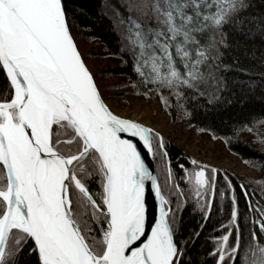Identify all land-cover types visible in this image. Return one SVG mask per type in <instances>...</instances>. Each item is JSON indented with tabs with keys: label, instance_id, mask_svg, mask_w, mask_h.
<instances>
[{
	"label": "snow or ice",
	"instance_id": "obj_1",
	"mask_svg": "<svg viewBox=\"0 0 264 264\" xmlns=\"http://www.w3.org/2000/svg\"><path fill=\"white\" fill-rule=\"evenodd\" d=\"M249 7L124 0L114 23L132 87L165 106L164 90L177 102L219 100L226 29L264 36V16L244 15ZM219 175L196 160L174 168L157 131L112 110L62 0H0V264H186L190 199L204 221L227 212L215 264H264V190Z\"/></svg>",
	"mask_w": 264,
	"mask_h": 264
},
{
	"label": "trees",
	"instance_id": "obj_2",
	"mask_svg": "<svg viewBox=\"0 0 264 264\" xmlns=\"http://www.w3.org/2000/svg\"><path fill=\"white\" fill-rule=\"evenodd\" d=\"M62 2L76 43L91 45L93 49H97L83 53V59H106L114 62V66L100 68L93 74L106 100H115L120 107H124L127 98L142 99L151 107L158 106L173 126L193 129L204 133L212 141L223 142L225 150L251 169L256 178L217 169L220 184L223 185L224 174L227 173L238 185L245 183L257 192L264 190V36H246L239 31L226 29L229 46L220 49L221 64L224 66L220 75L225 78L228 87L219 93V100L209 103L207 94L193 98L192 93H185L177 102L175 95L164 90L163 95L168 97V106H165L159 92L153 90L152 94L144 95L142 89L132 87V82L137 77L130 64L125 63L131 57L121 53L123 45L114 23V9L120 8L124 0ZM246 2L250 7L245 10L244 15L264 16V0ZM250 137L255 146L248 143L247 139ZM164 140L172 159L181 155L189 157L170 141ZM154 164L155 168L160 167L155 161ZM178 175L183 174L178 172ZM181 187L187 191L189 186L181 183ZM180 222L179 238L188 240L191 237L184 257L186 264H215L209 253L214 248L215 239L223 234L221 226L228 222L227 212H216L211 220L204 221L190 199L180 216ZM196 232H200L198 238L195 236Z\"/></svg>",
	"mask_w": 264,
	"mask_h": 264
},
{
	"label": "rangeland",
	"instance_id": "obj_3",
	"mask_svg": "<svg viewBox=\"0 0 264 264\" xmlns=\"http://www.w3.org/2000/svg\"><path fill=\"white\" fill-rule=\"evenodd\" d=\"M73 37L74 34H72ZM81 54L93 49L91 45H82L76 43ZM87 67L92 74L100 68L107 66H114L111 60H84ZM112 110L121 112L123 117H130L144 125L152 127L164 139L170 141L173 145L178 147L182 152L188 155L199 164L207 167L226 170L239 176L249 178H256V174L242 164V162L235 156L230 155L221 141H212L207 135L201 132H196L193 129H182L173 126L169 119L163 114L158 106L151 107L142 99L127 98L124 107H120L115 100H106ZM248 143H252V138L247 139Z\"/></svg>",
	"mask_w": 264,
	"mask_h": 264
},
{
	"label": "flooded vegetation",
	"instance_id": "obj_4",
	"mask_svg": "<svg viewBox=\"0 0 264 264\" xmlns=\"http://www.w3.org/2000/svg\"><path fill=\"white\" fill-rule=\"evenodd\" d=\"M191 160H193V159L190 158V157L181 155L177 159H173V167L175 168L177 161L181 162V163L185 162V164H188V162L191 161ZM177 171H178V169H177Z\"/></svg>",
	"mask_w": 264,
	"mask_h": 264
},
{
	"label": "water",
	"instance_id": "obj_5",
	"mask_svg": "<svg viewBox=\"0 0 264 264\" xmlns=\"http://www.w3.org/2000/svg\"><path fill=\"white\" fill-rule=\"evenodd\" d=\"M71 31V30H70ZM72 33V32H71ZM75 40V39H74ZM76 42V41H75ZM79 50V49H78ZM83 58V57H82ZM87 66V65H86ZM146 126V125H145ZM152 167L155 168V164H154V161L152 163Z\"/></svg>",
	"mask_w": 264,
	"mask_h": 264
},
{
	"label": "bare ground",
	"instance_id": "obj_6",
	"mask_svg": "<svg viewBox=\"0 0 264 264\" xmlns=\"http://www.w3.org/2000/svg\"><path fill=\"white\" fill-rule=\"evenodd\" d=\"M116 113L122 116V113L121 112H116Z\"/></svg>",
	"mask_w": 264,
	"mask_h": 264
}]
</instances>
